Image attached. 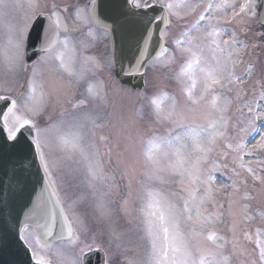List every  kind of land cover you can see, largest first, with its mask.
Returning <instances> with one entry per match:
<instances>
[{
    "label": "snow or ice",
    "instance_id": "1",
    "mask_svg": "<svg viewBox=\"0 0 264 264\" xmlns=\"http://www.w3.org/2000/svg\"><path fill=\"white\" fill-rule=\"evenodd\" d=\"M10 6L0 0V11ZM106 6L107 12L100 11L101 0H90L86 15L82 9L74 10L83 27L99 26L113 38L110 58L103 62L91 56L78 61L70 38L60 39L69 31L63 16L68 9L55 4L49 8L40 0H32L23 21L0 43V64L24 75L18 94L12 88L0 89V159L22 161L10 192L0 181V233L9 232L17 246L31 254L33 264H53L44 253H55L59 264H90L89 254L105 249L89 226L88 212L80 211L88 205L108 236L103 264H115L129 250L127 233L117 229L115 217L133 213V230L143 242L144 255L126 257V264H230L225 255L229 243L248 255L245 264H264V231L238 234L235 218L228 228L231 241L210 230L223 215L218 196L228 197L231 215L234 203L249 199V179L264 185V175L245 163V157L253 155L245 152L247 137L259 135L253 147L264 148V67L256 81L259 88L253 84L249 93L256 65L252 61L245 65L247 45L223 26L242 21L249 13L255 16L253 4L245 0L238 11L234 3L205 6L174 0H107ZM200 7L203 12L196 22L182 25ZM219 8L232 9L231 21L216 14ZM173 24L185 30L170 41ZM87 34L93 35L91 30ZM156 66L168 72L176 94L156 90L149 96L121 89L142 102L138 115L147 123L125 131L123 150L118 151L119 142L97 136L103 127L98 115L83 111L89 104L106 101V86L91 81L89 74L106 69L123 83L142 78ZM44 67L60 81L58 101L63 94L71 104L72 111L65 110L56 119L47 115L51 94L42 84ZM241 67L244 70L237 74ZM85 81L87 87L77 98L72 90ZM157 128L165 129V134H158ZM217 146L222 151L213 158L210 154ZM67 161L75 165L70 171L81 176L84 190L65 207L55 173ZM217 172H230L231 183L213 187ZM123 180L127 183L122 189ZM170 184L179 190L166 191ZM114 195L120 196L118 207ZM10 204L15 207L9 228L3 215ZM247 211L248 205H241L242 218H247Z\"/></svg>",
    "mask_w": 264,
    "mask_h": 264
},
{
    "label": "rangeland",
    "instance_id": "2",
    "mask_svg": "<svg viewBox=\"0 0 264 264\" xmlns=\"http://www.w3.org/2000/svg\"><path fill=\"white\" fill-rule=\"evenodd\" d=\"M11 6L7 10L0 11V43L6 42L10 30L15 26L20 24L25 18L26 13L29 12V4L32 0H6ZM89 0H40L41 5H47L49 8L55 4L59 9H68L63 13L65 22L68 26V33H61L60 39L63 40L65 35L70 38L69 47L73 45L77 49V58L82 54L84 56L95 57L101 62L110 58L109 53V40L108 35H105L103 31H99L94 26L91 28L83 27L79 21L76 20L74 15V10L82 9L83 14H87ZM176 3L180 4H190V5H205L209 2H212L214 5L225 4V3H234L236 5V11L239 10V4L244 3L245 0H174ZM253 4L255 13H256V1L250 0ZM181 14H184L185 9H180ZM203 12V7L197 8L195 14H189L188 17L182 21V25H191L196 22L199 14ZM231 8H219L217 9V15L220 17L226 16L229 21H231ZM175 19V18H173ZM223 23V21H222ZM228 32L237 33V39L241 41L244 45H247L246 55L243 57L245 65L248 61H252L256 65L254 71H256V76L251 78V81L248 83V91L251 93L253 84L256 85V88H259V84L256 83L260 76V69L264 67V38L262 36L261 29L258 26L256 15L253 16L251 13L248 14L242 21H237L235 23H227L223 25ZM91 30L93 35L88 36V31ZM183 26L177 27L175 24L169 29V40L173 41L174 39L180 38L179 33L184 31ZM227 36H224L222 39H227ZM167 59V58H165ZM44 72L42 77V84L44 89L49 92L51 95L49 97V104L47 108V115L56 119L59 118L61 113L65 110L71 112V104L67 102L68 97L61 94L58 101L57 92L59 90L60 81L57 77L49 74L47 68L44 67L41 69ZM244 68H239L237 74L243 71ZM89 79L93 82H101L106 86V101L100 104H89L86 109L83 111L93 113L98 115V123L103 125L102 128L97 129V136L105 135L110 137L112 144L119 142L120 148L118 151L123 150V144L125 143L123 133L129 129H135L141 127L143 124H146L147 121H142L138 112H143L142 102L138 101L134 97L126 95L121 89L128 91V88L121 87L117 84L112 83L114 77H110L106 69H98L95 72V75L89 74ZM88 81H85L75 87L72 91L75 92L77 98H79L80 93L85 90L87 87ZM24 84V75L23 73L15 75L9 71V69L0 64V89L3 88H12L14 94H18ZM156 90L162 92H167L169 95L176 94L174 81L169 79L168 72L162 67H150L148 68L145 74V86L141 91H131L139 92L144 95H152ZM70 95V94H69ZM211 98L209 97V102ZM167 101H165V106H167ZM165 129L157 128V133L160 135L165 134ZM259 135L252 134L246 138V148L245 152L251 151L252 156L245 157V163L251 164L255 169L257 175H264V148L253 147L257 145L259 141ZM144 147H147L144 145ZM137 150H140V144H137ZM222 149L219 146L216 147V151L210 154L213 158L218 155ZM221 161H217L220 163ZM230 162V158H229ZM75 168V165L71 161L65 162V165L56 171L55 175L61 187L62 199L65 202L67 207L68 203L71 200H75L80 196L81 192L84 190V185L81 182V176L77 173H73L70 169ZM230 172H217L216 184L213 187L219 188L220 184H230L231 181L228 180ZM117 179L120 180L119 176ZM235 179V177H233ZM123 183V184H122ZM121 187L127 183L126 180H123ZM165 190L169 192L178 191V186L175 184H170L165 186ZM229 191V189H221V192ZM249 199L244 201L240 200L239 203H234L231 209V215L229 213V204L227 196H218L217 199L222 204V219L216 225L210 228L211 231H215L218 235H225L226 238L231 241L232 235L228 231L231 221L235 218L239 224L237 228V233L243 231H249L255 233L257 229L264 231V185H261L259 181L253 182L251 179L248 181L247 186ZM116 204L114 207H118L120 196L114 195L112 197ZM234 199L239 200V197ZM247 204V218H242L240 215L241 205ZM85 209L80 208L81 212H88V223L89 226L93 229L95 237L98 241L101 242L105 251L108 249V236L103 226L97 223L91 215V209L88 205H83ZM124 216L123 214H118L116 219V227L120 231H125L127 235L125 236V243L127 244L128 251L125 255L120 256L115 260V264H126V257L130 259L142 258L144 255L143 242L139 238V234L136 233L134 228L133 216ZM133 220V223L130 224L129 221ZM241 245H245V242L241 239ZM59 244V243H57ZM104 251V252H105ZM251 249L249 248V252ZM46 258L51 259L53 264H59V258L55 253H44ZM225 255L229 256L230 264H245L248 259V255L242 250H233L231 243L227 245Z\"/></svg>",
    "mask_w": 264,
    "mask_h": 264
},
{
    "label": "water",
    "instance_id": "3",
    "mask_svg": "<svg viewBox=\"0 0 264 264\" xmlns=\"http://www.w3.org/2000/svg\"><path fill=\"white\" fill-rule=\"evenodd\" d=\"M256 3H257V7H256L257 21L264 36V0H256ZM106 5H107V0H101V7L99 10L107 12L108 8ZM161 27H163V24H161ZM32 39L33 42H35V32L33 33ZM156 39H158V33L153 38L154 42ZM109 41H110V50L112 52L113 38L110 35H109ZM29 63H31V60H29ZM144 78L145 75L142 78L135 77L132 78L131 80H124L123 83H120V80L123 78H116V79L121 86L128 87L132 91H136V90L140 91L144 87ZM20 163H22V161L18 160L17 158L0 159V181L4 182V187L8 188L9 192H10L11 184L15 182L16 176L19 174ZM38 191L39 189H37V192ZM9 200L11 202L10 196H9ZM13 207H15V205H11V204L9 207H6L3 215V220L9 226V228L11 227L14 218V213H12ZM104 259H105V255L103 251L89 254L90 264H103ZM0 264H33L31 260V254L26 250H22L20 247H18L12 235L9 232L0 233Z\"/></svg>",
    "mask_w": 264,
    "mask_h": 264
}]
</instances>
